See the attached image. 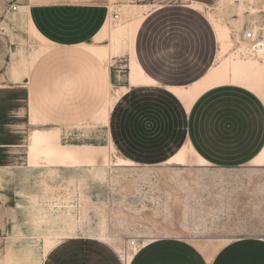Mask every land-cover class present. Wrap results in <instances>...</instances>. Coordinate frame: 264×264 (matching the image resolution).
<instances>
[{"label":"rangeland","instance_id":"1","mask_svg":"<svg viewBox=\"0 0 264 264\" xmlns=\"http://www.w3.org/2000/svg\"><path fill=\"white\" fill-rule=\"evenodd\" d=\"M22 4V0H0V264H24L19 247L25 241L39 243L43 236L63 233L70 226L76 228L71 238H92L85 234L87 226L96 228L101 222L108 237L103 242L118 259L119 248L128 251L130 243L139 238L153 240L137 253L132 264H209L205 254L218 243L222 245L214 252L213 264H264V245L260 242L264 238V139L253 153L261 139L255 138L254 132L257 127L261 131L262 120L255 128L249 123L228 142L216 136L219 130H205L210 146L232 145L224 148H232L234 163L198 162L201 155L190 149L193 145L187 141L179 149L185 151L177 152L164 164L145 161L104 168V188L91 186L87 191L86 186L95 177L92 172L102 168L105 155L110 153L112 140L106 122L103 128L90 126L83 133H69L62 140L65 147L39 148L48 153L43 162L45 169L28 168L31 162L22 153L29 126L28 101L23 89L17 88L22 83L15 84L10 66L16 59L18 35L27 38V51L39 42L10 19L8 6ZM118 4L120 18L110 27L106 24L104 37L109 38L113 27L125 22L133 9L153 5L154 12L141 31L140 49L147 64L158 70L167 83H189L213 63L217 41L212 21H220L231 34L234 45L230 59H263L259 48L264 38V0H125ZM246 27L257 31L256 41L243 39ZM98 47L110 53V47ZM165 50L171 51L169 60L150 58ZM126 61L122 58L121 66L115 63L112 69L120 68L125 74ZM223 86L208 85L194 97H177L188 110L200 95L220 87L238 91L244 104L251 101L247 96L251 93L264 104V77L255 84ZM37 127L64 129L52 123ZM78 150L82 157L91 153L94 162H81L72 172L65 171L60 154L75 156ZM186 162L199 166H166ZM78 171L90 175L79 179L75 175ZM85 218L86 226L78 227ZM200 245L206 246L204 250Z\"/></svg>","mask_w":264,"mask_h":264},{"label":"crops","instance_id":"2","mask_svg":"<svg viewBox=\"0 0 264 264\" xmlns=\"http://www.w3.org/2000/svg\"><path fill=\"white\" fill-rule=\"evenodd\" d=\"M122 1L125 0H22L26 18L47 46L31 65L29 74L15 82L22 83L17 88L23 89L28 107L31 102L37 112L54 125H77L89 120L101 108L110 91L109 86L118 82L115 86L127 90L121 91L113 105L107 132L115 149L129 159L133 157L131 160L135 164L145 161L164 164L165 159L175 155L187 141L211 165L234 163L235 158L230 155L232 148H224L232 145L210 146L206 142L209 135L205 130H219L215 132L216 136L227 138L228 142L249 123L255 128V124L262 120L261 131L257 127V133L254 132L255 138H261L253 151L255 153L264 139V104L253 93L248 91L252 94L247 95L251 101L244 104L238 97V91L216 87L200 95L186 110L170 90L158 86L130 87L128 69L125 74H122L123 70L112 69L115 63L121 66L122 58H128L127 53L119 57L110 55L114 60L106 69L94 52L86 48L89 44L109 47V38H98L106 24L110 27L119 20L118 3ZM115 13H118L117 19L113 18ZM150 14L141 21L133 39V50L143 71L154 80L170 86L188 85L202 77L210 65L189 83L168 84L158 70L147 64L140 49V35ZM174 49L172 55L175 56ZM165 52L158 56L150 55V58L169 60L171 51ZM216 95L221 97L215 98ZM190 163L199 166L193 162L166 166L177 168ZM260 242L264 245V238ZM221 245L218 243L212 251L206 252L209 264H213L214 252ZM200 246L202 250L206 247ZM120 259L101 239L68 237L54 246L41 264H121Z\"/></svg>","mask_w":264,"mask_h":264},{"label":"bare ground","instance_id":"3","mask_svg":"<svg viewBox=\"0 0 264 264\" xmlns=\"http://www.w3.org/2000/svg\"><path fill=\"white\" fill-rule=\"evenodd\" d=\"M149 6L152 7H142V8L133 9L128 19L125 22L116 24L113 27L112 32L109 34L110 53L117 57L124 53L128 54L126 66L128 69L127 74H128L130 87L139 88V87L158 86L160 88L170 90L176 96H181L183 98H191L194 97V95H196L200 89L208 85L223 86L229 84L235 86L240 84L241 82L242 83L246 82L249 85L253 82L254 84L261 82V79L264 77V38L262 40V46L261 48H259V55L263 57L261 61L255 59H233V58L230 59L233 53H230V57H228V55L231 47L234 45V42L232 40L231 34L228 31V29L220 21H212L214 27V33L217 41V52L215 55L216 56L215 60L207 69V71L204 73V75H202V77L192 82L190 86L184 85L180 87L165 85L151 78L148 75V73L146 74L139 65L133 50V39L136 34L137 28L141 23V21L146 16H148L150 12H152L153 10V5H149ZM10 19L14 22V24L19 30L24 28L25 31H28L30 35L39 42L37 47H34L32 50L27 51L25 49L26 47L25 45H27L28 43L27 38L22 35H18L19 43L16 51L14 52V57L16 56V59H14V61L12 62L10 66V71L15 81H19L27 74H29L28 71L31 65L36 60V58L47 48V46L45 45L43 38L34 30L32 25L29 23L28 19L26 18V7L22 5L16 6V9L11 11L10 13ZM106 29H107V25H105L102 28L100 37L98 39L104 37L106 33ZM89 45H86V48L94 52V54L99 58V60L104 65V67L108 69L109 64L111 62L109 57L110 54L109 50L98 47L97 46L98 44L96 46H94L93 44H92L93 46H89ZM109 88L110 91L106 97L105 102L103 103L101 108L89 120L77 125L65 126L64 129L54 128V127L46 128L43 130L36 129L35 127L44 126V124L49 122L48 120L43 118L41 114L37 112V110L30 102L29 120H28L29 126L26 130L24 145L22 146V153L23 152L26 153L28 155L29 161L31 162V165H29L28 168L38 171H43L45 169L43 162L45 161V157L48 155V153L45 151L40 152L39 148L51 147V146L65 147L62 145V140L63 137L67 136L69 133H73L75 130L78 131V133H83L89 130L88 128L90 126L96 128L105 127L104 124L109 120V115L113 108V105L115 104V102H117L116 100L119 97L121 91L122 90L124 91L125 89V88L123 89L119 88L115 85H111V87L109 86ZM113 145L114 144L112 143L109 145L110 153L105 155L102 168H98V170L92 172V174H94L95 177H93L92 181L86 186L87 191L92 188L94 189L104 188V186L107 183V180L105 178V173L107 172V170L105 171L104 168L109 169L111 167H117V166L135 165L134 163L135 161L133 162L131 160L133 157L131 159L125 157L122 153L116 150ZM78 149H80V146L78 147ZM190 149L195 150L194 147ZM122 150H126V149H122ZM78 151L79 154H76L75 156H71L68 153L60 154V163L62 164V166H64L65 171L72 172L73 168L76 167V164H80L81 162H85L87 164H92L94 162L91 153H86L87 155H85V157H82L80 154V150ZM169 151H171V149ZM181 151H185V148H182L178 152ZM184 155L185 154H182V156ZM180 156L181 155H179V157ZM172 157H176V153L175 155L173 156L171 155V157L166 158L165 160L170 161ZM197 161L209 162L202 156L201 159ZM88 174L90 175L88 171L75 172L76 177H79V179L86 177V175ZM91 186L93 187L91 188ZM95 192L97 191L95 190ZM86 221H87L86 218L83 221H79L80 223L78 227L83 225L86 226L87 224ZM75 230H76L75 226H70L66 228V230L63 233L49 234L43 236L42 241L39 243L38 241L29 240L30 242L25 241L24 243L20 244L21 246L19 247V251L24 254V259H25L24 264H39L41 258L52 247H54L56 244L61 242L64 238L76 235ZM86 230L87 231L85 234L89 237L92 238L95 237L101 240H106L108 238L105 235L106 233L104 231L103 222L99 223L98 227L96 228L87 226ZM136 241L137 242L136 243L134 242V244L130 247V250L128 249V251L127 250L125 251L123 248H119L117 250L118 254L123 259L124 264H130L133 257L137 254V252L140 249L144 248V246L148 244V242H150L151 239L139 238Z\"/></svg>","mask_w":264,"mask_h":264},{"label":"built area","instance_id":"4","mask_svg":"<svg viewBox=\"0 0 264 264\" xmlns=\"http://www.w3.org/2000/svg\"><path fill=\"white\" fill-rule=\"evenodd\" d=\"M16 9V6L14 5H9L8 6V10L10 11H13ZM113 18L114 19H117L118 18V13H115L113 15ZM243 39L249 43H252L254 41H256L258 39V33L255 29H253L252 27H246V30L243 32V35H242ZM134 242H131L130 245H133Z\"/></svg>","mask_w":264,"mask_h":264}]
</instances>
